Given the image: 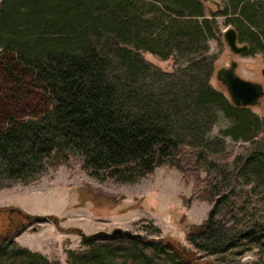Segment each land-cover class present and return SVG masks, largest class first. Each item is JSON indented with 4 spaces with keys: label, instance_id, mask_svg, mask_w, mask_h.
I'll list each match as a JSON object with an SVG mask.
<instances>
[{
    "label": "trees",
    "instance_id": "obj_1",
    "mask_svg": "<svg viewBox=\"0 0 264 264\" xmlns=\"http://www.w3.org/2000/svg\"><path fill=\"white\" fill-rule=\"evenodd\" d=\"M206 1L0 0V186L71 155L99 178L127 182L168 164L212 203L188 241L208 255L256 247L255 260L226 264H264V117L211 83L206 55L223 14L246 53L264 57V0ZM141 50L187 63L169 76ZM219 114L230 120L223 135L250 143L231 168L218 161L219 138L206 136ZM0 212V264H56L15 240L47 216ZM82 237L87 247L69 249L70 264H202L176 239Z\"/></svg>",
    "mask_w": 264,
    "mask_h": 264
},
{
    "label": "rangeland",
    "instance_id": "obj_2",
    "mask_svg": "<svg viewBox=\"0 0 264 264\" xmlns=\"http://www.w3.org/2000/svg\"><path fill=\"white\" fill-rule=\"evenodd\" d=\"M220 1L224 5L231 2ZM206 4L216 9L209 0ZM215 19L223 33L233 25L226 15L218 14ZM207 44L206 55L209 61H215L216 68L228 66L236 60L237 72L241 76L264 82L262 53L235 54L222 33L210 38ZM141 53L169 76H174L187 63L185 58L175 54L162 58L149 50H141ZM211 83L227 93L215 73ZM2 89L4 87L0 84V91ZM252 108L264 117V97ZM229 124L230 120L219 114L206 136L214 141L215 137L219 138V145L215 144L219 150L217 156L221 154L223 157L218 161L231 168L234 156L245 153L250 143L223 135L221 130ZM205 174L203 171L202 175ZM0 207H20L31 214L47 216L44 221L34 223L37 227H27L15 240L43 253L56 264H70L67 261L69 249L83 250L87 247L83 234L111 232L115 228L129 229L149 238L176 239L182 248L193 250V256L202 264H226L234 257L250 261L259 256L256 247L241 255L231 252L208 255L188 241L187 233L208 217L212 203L199 197L194 183L185 181L181 172L168 164L158 165L141 179L127 182L99 178L83 168L80 156L71 155L65 162L48 164L28 183L17 180L11 186H0ZM4 216L5 213L0 212V230Z\"/></svg>",
    "mask_w": 264,
    "mask_h": 264
},
{
    "label": "water",
    "instance_id": "obj_3",
    "mask_svg": "<svg viewBox=\"0 0 264 264\" xmlns=\"http://www.w3.org/2000/svg\"><path fill=\"white\" fill-rule=\"evenodd\" d=\"M218 9L222 8L220 0H209ZM229 47L235 54L244 53L248 50L246 43H239L237 32L233 27L227 28L224 33ZM238 63L233 60L228 66H220L215 69L216 79L226 88L230 100L237 106H254L261 102L264 97V82L252 80L241 76L237 72ZM264 74V71H263ZM97 235L103 238L117 236H136L138 233L129 229L115 228L111 232L98 231Z\"/></svg>",
    "mask_w": 264,
    "mask_h": 264
}]
</instances>
